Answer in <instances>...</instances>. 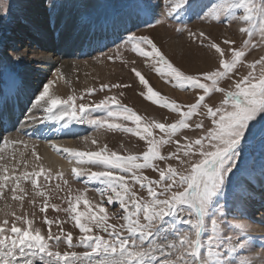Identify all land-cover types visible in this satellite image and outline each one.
<instances>
[{
    "label": "snow or ice",
    "instance_id": "obj_1",
    "mask_svg": "<svg viewBox=\"0 0 264 264\" xmlns=\"http://www.w3.org/2000/svg\"><path fill=\"white\" fill-rule=\"evenodd\" d=\"M46 7L49 23L56 29L62 4L47 0ZM134 7V17L115 15L105 21L114 34L117 55L130 46L134 53L153 61L150 67L166 83L193 91L194 101L181 105L169 100L133 67L145 88L140 95L179 113L174 122H160L123 104V91L105 95L98 102L85 99L129 85L102 83L99 88L77 91L56 67L52 78L41 80L28 97L30 107L18 123L52 121L61 128L86 124L97 132L131 134L144 141L146 148L121 155L87 135L83 141H91L97 150L80 151L53 143V149L74 165L73 178L83 182V189L73 193L64 172L54 173L45 166L35 146L32 159L26 158L27 141L0 132V200L5 201L0 208L4 214L0 264H264V236H253L248 223V203L255 187L250 160L256 154L264 160V55L247 59L253 49L264 47V0H138ZM9 8L7 3L0 5V17L6 18ZM185 16L226 26L238 22L241 40L217 42L202 30L189 29L181 19ZM173 18L180 24L178 33L186 32L190 39L215 50V68L186 73L161 53L151 36L138 34ZM25 56L26 50L20 48L11 52L0 48V64L20 66ZM94 59L112 61L115 57L101 51ZM242 67L247 69L245 73L240 72ZM60 80L71 89L66 97L52 91ZM226 80L230 81L227 87L221 86ZM213 93L222 97L219 103L208 102ZM97 112L102 115L94 117ZM185 129L198 134L185 135ZM165 146L174 149L165 152ZM146 170L155 175H147ZM53 176L58 182L50 189ZM93 182L100 185L91 189L98 199L87 195ZM53 193H65L56 195L61 203L51 202ZM37 198L38 211L48 226L46 235L35 226ZM26 200L33 208L30 214L24 211ZM109 205L113 206L111 212ZM48 209L63 212L65 219L59 215L49 219ZM69 220L78 229L75 242L73 232L64 228ZM257 242L262 249L259 253L254 251ZM61 244L69 250L61 252ZM78 248L84 250L76 251Z\"/></svg>",
    "mask_w": 264,
    "mask_h": 264
},
{
    "label": "rangeland",
    "instance_id": "obj_2",
    "mask_svg": "<svg viewBox=\"0 0 264 264\" xmlns=\"http://www.w3.org/2000/svg\"><path fill=\"white\" fill-rule=\"evenodd\" d=\"M28 2L33 4L34 0H0V5H3L5 3L10 5L6 18L0 17V44H2L5 41V38L7 36L6 33H8V31L11 32V30L16 29L18 25H19L18 28L20 27L34 28L30 20V15H28L29 14L28 9H26ZM59 2L62 4L61 8H63V9H59V11H64L65 8L69 11H72L71 14L69 15L71 18L66 17V21L57 24V28L60 27L59 35H60V38L63 39L62 47L67 50L69 49L70 50L69 56L73 55L74 57L65 58V59L62 58L61 60H56V61L54 60L55 62L52 63L54 70L56 67H59L64 76L66 74L67 75L71 74L70 77L67 78V76H65V78L67 79L71 78L73 82V86H75L77 91L83 90L86 87L99 88V85L102 83H108V84L119 83V84L129 85V87H126V88L113 89L111 92H108L107 90H105L103 92H97L92 96H86L85 99L87 102H90V103L98 102L105 95H113L120 91H123L124 95L120 97L121 102L131 107L134 111H136L142 117H146L149 119H155L160 122H167V123H171L179 119V113L171 112L169 109H165L161 106H158L154 104L153 102L148 101L144 96L140 95L142 91H145V88L142 84L139 83L138 78L135 76V74L132 72L131 69L135 67L138 71L142 73V75L145 76V78L149 82V85L155 91L161 93L163 96L167 97L169 100L177 101L181 105H186L188 103L193 102L195 93L193 91H186V90L175 88L169 83H166L153 70V68L150 67L153 61H151L150 58H145V57L140 56L137 53H134L133 51H131L130 46L127 49H121L119 52V55H117L115 46L112 43V40L115 38L114 34L111 28L106 27L105 25L106 19H109L115 15H119V16L131 15L134 17L135 11H136L134 5L138 2V0H59ZM205 2H208V0H205ZM37 3L43 11L47 12V7H46L47 0H37ZM22 18H25L24 20L26 22V25L23 24ZM181 19L187 22V26L189 29L193 31H197V32L202 30L206 33L207 36L211 37L213 40L217 42H221L224 39H230V40H236L237 43H239L241 40V36L239 34V27H241L242 25L238 22L234 21L230 25L226 26L223 22L216 23V22L201 21V20L196 19L195 16H191L190 18L185 16V17H182ZM87 21H93L94 23H96L97 28H98V31L92 35V38H94L96 42H99V43L103 42L105 44L101 48L95 51H92L91 53H88L87 55H83L75 59V57L78 56L79 51L82 50L81 47L83 46V44L87 42L85 37L82 36L81 38L82 44L78 43L79 32L82 30L81 26L83 25V23H85L87 24V26L85 27L88 28V25L90 24V22H87ZM179 26L180 24L178 23L177 18H173L163 25H157L153 29L143 28V25H141V27L143 28V31L138 34L140 35L147 34L151 36L155 44L161 51V53L164 54L165 57L174 66L180 68L186 73L192 74V73L207 71V70L215 68L218 63V59H217L218 54L215 53V50L202 46L198 40L190 39L186 32L178 33L176 31V28ZM28 33L31 34V31L28 30L27 34ZM10 34H13V36L16 35L14 36L15 38L20 37V40L18 41V42L22 41L20 49L24 50L26 48L25 47L26 43L28 42L26 38L23 39V37L25 36L15 34L13 32H11ZM175 39L181 40L179 43H181L184 46L181 52H178L176 50L169 51L166 49V44L170 43L172 40H175ZM33 42L34 41L30 40L28 45L33 47V49L36 51L37 49H40V47H38V44L36 43L33 44ZM73 43L79 45L78 51L74 50ZM221 46L225 47L223 44H221ZM6 48L8 49L9 52H11L12 48H15V46L9 45ZM101 51L114 56L115 59L112 61H109V60H101L99 62L96 61L94 58L97 56H100ZM184 54H186V56ZM261 55H264V47L253 49L250 52V54L247 56V59L251 61L253 59H258ZM64 61L69 62L68 65L70 68V70L66 74L64 73V70L61 65V62H64ZM196 62H197V65L202 66V68H199L201 69L200 71L192 70L193 68L192 66L193 64L195 65ZM23 65L16 66V65H13L12 63L5 62L2 65L3 70H4L3 72L10 73L9 71H12L15 73L20 72V74H24ZM95 67L97 68L96 70H95ZM101 68L102 69L104 68V69L102 70ZM246 70H247L246 68H243V67L240 68L241 73H245ZM32 73H35V74H34V77L32 78L33 81L31 83L35 87L31 85V89L28 90V97L31 96V94L36 88V85L38 86L40 83V81L39 83L37 81L34 82V80H37L36 76H40L39 70H35ZM2 74L3 73L0 70V80H1ZM45 78L50 79V76L43 77L41 75L39 77V79H43V80H45ZM104 78L105 80H103ZM30 79L31 77L29 78V80ZM4 80H5V76L3 77V81H2L3 83H4ZM228 83H230V81H227V80L223 81L221 83V86L227 87ZM157 84H159L160 86ZM26 85L30 86V81L26 82ZM27 89L28 87H26V90ZM54 91L58 95H60L61 93L62 97H66L71 92V90L60 91V92L56 90ZM173 92H175L176 94H185L187 95V97L185 98V100H182L180 96L178 97ZM221 99L222 97L220 96V94L213 93L208 99V102L209 103H219ZM27 103H28V100H27ZM23 107L24 106L22 105V108ZM28 107H30V105ZM26 111H27V108H23V112H26ZM21 113H22V110H21ZM37 115L38 116L42 115V113L38 112ZM99 115H102V113L97 112L93 114L94 117L99 116ZM39 123L41 122L37 121L36 123L30 124V125L37 126ZM126 123H129V126H131L130 122H126ZM25 127L27 128L28 126H23V128ZM75 133H76L75 138L77 137L76 139H73L72 137V130H70V133L68 136H65V139H67L69 142L75 141L76 144H74L70 148H75L80 151L97 150V145L92 144L91 141H88V142L83 141L82 138L85 135L94 136L98 140L99 145L107 144L111 150L118 151L121 155H126L129 152L130 153H140L146 148L145 142L141 141L136 136H133L127 133H120V132H107L104 130L97 132L91 126L86 125V124H75ZM184 134L188 136H195L198 134V132H193L191 130L185 129ZM48 139L49 138L44 139L43 142H35L33 140L23 139L27 141V149L25 150L26 158L32 159L31 150L33 146H35V150L38 152V154L42 156L43 155L42 149L45 150L44 142H46ZM122 144L124 146L123 148H121ZM125 149L127 150V152L125 151ZM170 149H174V146H165L164 151L166 152ZM44 165L49 167L48 163L47 164L44 163ZM262 167H264V160H262L258 154L254 155L252 159L250 160V170L253 172V175L255 177L254 184L256 187H254L255 190H253V198L248 203V214L250 216V220H248V223H249V227H250V231L252 235L254 233L252 231V226L256 225L257 223H262L259 220H260L261 215L264 213V186H262L264 185V182L259 181V177L264 178V176L261 175ZM93 170H96V169H93ZM57 171H61V169H57ZM57 171L53 170L54 173ZM62 171L64 172V177L68 179L69 184L73 190V193H75L77 189H83L84 185H83L82 180L80 182H77L73 178L71 170L70 171L62 170ZM146 174L149 176L155 175L154 173L151 172V170H146ZM57 182H58L57 178L53 176L52 180L49 182V188L54 189L55 183ZM59 182L62 183V181H59ZM99 186L100 185L96 182L91 183L89 185V192L87 193L88 197L98 199L96 197V194L92 192L91 189L95 187H99ZM27 187L30 192L31 186L27 185ZM66 191L67 189H65V192ZM64 194L65 193H59V194L53 193L51 202L58 203V204L61 203L60 200L56 199V195H64ZM9 202H11L10 199H9ZM4 203L5 201L0 200V208L4 207ZM11 203H13V207H16L15 202H11ZM39 206H40V198H37V206L35 209V212H36L35 226L41 227L42 234L46 235L48 226L43 223V214L39 213L38 211ZM64 206H66V204ZM107 207L110 212L113 210V206L109 205ZM16 210H17V214H20L21 210L19 208H17ZM80 210H83L82 204L80 206ZM24 211L28 212L29 214L33 212V208L27 203V200L25 201V204H24ZM57 215H59L60 219L62 220L65 219V214L63 212L56 213L52 209H48L47 216L49 217V219H53ZM29 218H31V215H29ZM3 219H4V214L3 212H0V221H2ZM8 219L9 221H11L12 217L9 216ZM64 228L66 231L73 232L74 242H75V236L78 234V229H75L73 227V222L69 220L64 225ZM51 230L54 233L57 232V226L53 224ZM255 249H261L259 247L258 242H257ZM59 250L63 252L69 249L66 248V245L61 244ZM75 250L83 251L84 249L78 248Z\"/></svg>",
    "mask_w": 264,
    "mask_h": 264
},
{
    "label": "bare ground",
    "instance_id": "obj_3",
    "mask_svg": "<svg viewBox=\"0 0 264 264\" xmlns=\"http://www.w3.org/2000/svg\"><path fill=\"white\" fill-rule=\"evenodd\" d=\"M27 4L28 5L26 9H28V13H29L28 15H30L31 23L35 29L32 27L18 28L19 26L18 25L16 29L11 30V32L15 34L25 36L23 37V39L26 38L28 40L25 46L26 48L24 49L26 50V56H25L26 60L24 61V65H23L24 74H20V72L15 73L12 71H9L10 73H4L3 66H2L3 64H0V70L3 73L1 80H0V132H3L5 134L4 135L5 137H7L9 134H11L13 137L19 135L20 138L22 139L33 140L35 142H43L44 139L49 138L46 142H44L45 150L42 149L43 157L42 156L41 157L44 160L43 163L45 164L48 163L49 167L54 171H57V169L70 171L73 165L69 162L67 158H65L64 155L58 154L53 149L52 144L54 143L58 147H68V148L76 144L75 141L69 142L67 139H65V136L69 135L70 130H72L73 139L77 138V137L75 138V135H76L75 124L70 125L68 128H61L60 124H56L52 121H48L44 124L39 123L37 126L27 125L28 126L27 128L26 127L23 128V125L18 123V121H23L25 118L24 115L22 117L21 110L23 112V108H27L29 106L27 103L28 90L31 89V85H32L31 82L33 81L32 78L34 77V74H35L32 72H34L35 70H39L40 76L41 75L43 77L50 76V79H51L52 73L55 72L54 67L52 66L53 62H55L56 60H61L62 58L65 59V58L74 57L73 55L69 56L70 55L69 49L67 50L62 47L63 39L60 38V35H59L60 27H58L56 30H54L51 27L47 12L43 11L39 7L37 0H34L33 4L29 2ZM60 9H63V8H60ZM71 12L72 11H69L66 8L64 9V11H59L58 12V24L66 21V17L69 18L70 17L69 15L71 14ZM24 19L25 18H22V21H23V24L26 25V22ZM87 22H90V24L88 25V28L85 27L87 26V24L85 23H83V25L81 26L82 30L79 32L78 43L82 44V40H81L82 36L85 37L87 42L83 44V46L81 47L82 50L79 51V54L77 57H75V59H77L80 56L87 55L88 53H91L92 51H95L101 48L105 44L103 42L101 43L96 42L94 38H92V35L98 31L96 23H94L93 21H87ZM28 30L31 31V34L29 33L27 34ZM11 32L8 31V33H6L7 36L5 38V41L2 44H0V48H6L9 45H14L15 48L17 47L21 48L22 41L18 42L20 40V37L15 38L14 36L16 35L13 36V34H10ZM29 39L34 41L33 44L35 43L38 44V47H40V49H37L36 51L33 49V47L29 46L28 45L30 41ZM180 41L181 40H178V39L172 40L170 43L166 44V49L169 51L176 50L178 52H181L184 46L181 43H179ZM73 47L75 51L79 50V45L73 43ZM184 55L186 56V54ZM68 64H69L68 61L61 62V65H62V68L65 74L70 70ZM192 67H193L192 70H199V71L201 70L199 68H202V66L197 65V62L195 63V65L193 64ZM96 69L97 68L95 67V70ZM4 76H5V80L3 83L2 81H3ZM40 76H36L37 80H34V82L37 81L39 83V81L43 80V79H39ZM65 76H67L68 78L71 76V74L70 75L66 74ZM30 77L31 79L29 80ZM103 80H105V78ZM28 81H30V86L26 85V82ZM25 86L28 87L27 90ZM32 86L35 87L34 85ZM54 90L60 92V91H69L71 89L68 88V86L63 83V80H60L57 84L53 86L52 91ZM173 93L176 94L175 92ZM176 95L178 97L180 96L182 100H185V98L187 97V95L185 94H176ZM22 105L24 106L23 108H22ZM4 122L6 123L5 125H4ZM13 125H15V127H13ZM18 129H20L19 132L17 131ZM259 181L264 182V178L259 177ZM259 221H261L262 223H257L256 225L252 226V231L254 232L253 235L264 236V213L261 215ZM254 251L256 253H259L262 251V249H255Z\"/></svg>",
    "mask_w": 264,
    "mask_h": 264
}]
</instances>
